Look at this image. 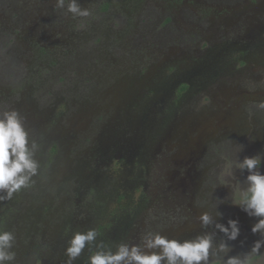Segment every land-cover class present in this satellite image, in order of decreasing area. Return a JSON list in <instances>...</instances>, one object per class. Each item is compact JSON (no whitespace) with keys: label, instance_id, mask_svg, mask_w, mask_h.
I'll use <instances>...</instances> for the list:
<instances>
[{"label":"flooded vegetation","instance_id":"obj_1","mask_svg":"<svg viewBox=\"0 0 264 264\" xmlns=\"http://www.w3.org/2000/svg\"><path fill=\"white\" fill-rule=\"evenodd\" d=\"M73 3L78 12L69 10ZM85 11L87 15L80 14ZM87 18L88 27H110L116 24L111 19H124L117 27L128 34L130 49L152 58L157 47L159 53L171 55L161 59L163 70H169L166 76H157V85L145 88L142 101L129 104L124 118L111 125L110 130L117 128L115 133H106L107 150L98 149L101 157L116 158L121 166L122 182L113 181V190L115 197L119 185L128 192L127 215L119 217L118 210L111 222L95 223L97 240L73 264H87L97 244L113 249L119 243L136 244L147 232L180 241L209 234L213 242L209 264H226L229 257L246 264L249 256L255 257L252 264H264V232L251 231L259 218L233 203L248 188L250 173L239 167L245 157L258 156L261 162L254 171L264 174V88L259 83L264 76V0H0V112L17 110L29 139L38 127L31 140L37 143L34 157L53 144L50 153L55 156L49 159H58L68 141L66 129L59 127L63 118L50 124L22 96L32 89L53 92L47 81L45 88L35 87L34 75L46 66L52 74L55 68L50 64L67 69L66 59L76 49L70 44V27H82ZM129 27L133 28L127 33ZM76 51L74 57L80 60ZM24 72L27 80L18 83ZM71 75L58 78L65 87L57 88L59 93L68 95L81 86L78 72ZM78 167L65 169L71 187L95 176ZM12 199L30 201L22 191ZM4 204L1 199L0 211L9 207ZM98 211V218L104 219ZM77 212L82 213V207ZM205 213L210 217L207 225L200 219ZM230 220L239 229L234 240L216 227L223 225L230 233ZM255 241L261 244L258 252H252ZM221 244L227 246L225 251L219 250ZM62 255L52 264H65L67 257ZM16 260L5 264H18Z\"/></svg>","mask_w":264,"mask_h":264},{"label":"rangeland","instance_id":"obj_2","mask_svg":"<svg viewBox=\"0 0 264 264\" xmlns=\"http://www.w3.org/2000/svg\"><path fill=\"white\" fill-rule=\"evenodd\" d=\"M135 15L136 11L131 14L132 21ZM95 19L96 17L94 21ZM124 21L115 18L111 19V22L116 24L110 27H88L87 18L84 19L82 27L80 24L70 27V44L76 46V49L72 50V57L66 59L67 69L62 67V64L59 65L60 68H57V64H50L55 68L52 74H49L46 66V69L34 75L35 87H44L48 82L54 86L53 92L32 89L22 96L36 114L44 113V120H49L50 124H58L63 118L62 126L59 127L61 130L66 129L64 137L68 141L62 144L58 159H49L55 156L50 153V146L53 144L36 153L34 159L39 164L37 173L31 177L29 186L20 190L25 196L28 195L30 201L25 203V199H22L20 203L16 199L11 198L10 202L4 199V205L9 207L0 211V231L13 233L15 239L12 247L7 250L16 254L18 264L58 262L59 258H63L62 253L68 238L76 227L80 226L77 231H86L96 228L98 223L107 224L112 221L111 216L118 210L121 211L119 217L127 215L125 201L128 199V192L125 193L119 185L118 195L115 197L113 190L115 181L122 182L118 176L121 166L116 163V158L111 161L107 156L101 157L98 149L107 150L110 143L106 133L117 118H124L126 111L130 110L129 104L142 101L145 88L148 85H157V76H166L169 70H163L161 59L163 56L169 58L171 54L168 51L167 54L159 53L160 49L156 47V53H153L151 58L141 50L130 49L128 34L122 33L124 30L117 27L118 22ZM132 28L129 27L127 33H130ZM183 43L186 44L185 41ZM178 45L184 49L183 44ZM76 50L82 57L80 60L77 56L74 57L78 55L75 54ZM164 63L169 62L165 60ZM147 70L150 74L142 77ZM77 72L81 84L77 87L78 90L68 95L59 93L56 89L65 87L58 78L69 73L75 77ZM25 80L27 78L24 72L20 74L17 82L22 83ZM259 83L264 88V76ZM16 99L21 103L22 100L17 97ZM201 102L208 103L203 99ZM35 129L36 133L32 134L30 141L38 135V127ZM116 129L114 126L108 132L109 135L114 134ZM168 136L171 137V132H168ZM50 162L52 164L49 170ZM77 166L82 169V173H95V176L89 178V183L85 179L86 182H79L75 184L76 187H71L66 182L69 174L65 171L73 170ZM131 201L135 208L136 195ZM15 203L16 206H10ZM79 207H82V213L77 212ZM97 211L105 216L104 219L98 218ZM47 248L51 251L49 255L42 252ZM16 259L14 260L17 261Z\"/></svg>","mask_w":264,"mask_h":264},{"label":"clouds","instance_id":"obj_3","mask_svg":"<svg viewBox=\"0 0 264 264\" xmlns=\"http://www.w3.org/2000/svg\"><path fill=\"white\" fill-rule=\"evenodd\" d=\"M62 2V0H61ZM70 11L78 12L75 3L70 5ZM87 15V12L80 13ZM37 149L35 141H30L20 114L15 109L0 112V199H11L14 193L29 186L32 176L37 173L38 161L34 159ZM258 156L245 157L239 165L250 173L247 175L248 188L242 197L237 195L234 205H243L246 214L259 218L251 231L264 232V174L254 171L260 165ZM204 225L210 223V217L205 213L201 216ZM228 228L217 224L216 227L229 239H236L239 234L236 221H228ZM99 233L90 228L86 231L74 232L67 241L64 255L65 264H73L85 249L93 245ZM15 237L10 231H0V264L11 262L15 253L6 251L12 247ZM213 247L209 234L197 236L183 241L170 239L162 234L147 232L142 242L136 244L119 243L115 248L103 243L97 244L87 258V264H209L210 249ZM260 241H255L252 252H258ZM226 245H219L220 251H225ZM255 257H248V264H252ZM214 264H220L214 261ZM226 264H242L237 257H229Z\"/></svg>","mask_w":264,"mask_h":264}]
</instances>
